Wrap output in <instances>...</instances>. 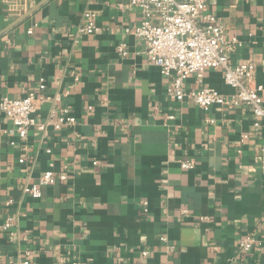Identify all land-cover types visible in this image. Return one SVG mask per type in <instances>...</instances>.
I'll list each match as a JSON object with an SVG mask.
<instances>
[{
  "label": "crops",
  "instance_id": "0c3cea01",
  "mask_svg": "<svg viewBox=\"0 0 264 264\" xmlns=\"http://www.w3.org/2000/svg\"><path fill=\"white\" fill-rule=\"evenodd\" d=\"M206 1L230 63L254 60L264 88V0ZM88 9L96 30L82 34ZM142 18L128 0H0V100L25 97L43 78L49 99L39 118L68 108L75 119L21 140L0 113V264L17 262L24 248L30 264H264V127L244 105L205 111L170 100L171 78L126 31ZM184 87L235 92L212 68ZM49 169L68 179L40 199L24 191ZM8 217L19 236L2 228ZM250 233L259 242L242 252Z\"/></svg>",
  "mask_w": 264,
  "mask_h": 264
},
{
  "label": "built area",
  "instance_id": "2783aa9c",
  "mask_svg": "<svg viewBox=\"0 0 264 264\" xmlns=\"http://www.w3.org/2000/svg\"><path fill=\"white\" fill-rule=\"evenodd\" d=\"M128 2L140 9L143 18L138 26L126 28V31L144 41L148 59L159 66L164 76L171 78L167 87L170 100L180 102L193 100L205 111L215 104L230 108L244 105L252 110L255 116L254 125L264 127L262 95L264 88L255 82L257 64L254 60H246L237 65L230 63L224 45L223 27L218 23L214 13L209 11L206 0H128ZM84 19L85 22L79 28V33H94L95 11L86 10ZM29 32L32 33L33 30L30 29ZM238 42V38L233 36L228 46L233 48ZM125 47L126 43L118 47L122 55L127 54ZM208 68L222 70L224 82L234 88L235 92L228 95L211 87L197 90H187L184 87L185 80L193 75L202 81ZM45 89V80L41 78L38 89L29 91L25 97L1 98L0 113L12 123L10 130L12 135L25 140L32 129L45 135L50 126L60 130L63 126L74 123L75 119L69 114L68 108L60 109L59 114L52 110L46 120L39 118L38 105L49 99L44 94ZM57 98L59 96H56ZM247 140L248 134H243L241 143L244 144ZM15 143V140L11 141V144ZM19 162L24 163L25 159L20 158ZM180 164L185 169L195 167L194 160L182 159ZM262 168L264 170V149ZM66 179H68L66 172L57 173L49 169L39 177L37 184L25 186L24 191L33 198L40 199L45 187ZM183 212L186 213L187 210ZM2 228L11 235L16 233L20 235L13 217L6 218ZM21 237L28 240V235ZM258 242L255 234L250 233L239 241V249L242 252H251ZM31 259L32 250L24 248L20 252L18 261L13 264H30ZM71 264L82 263L74 260Z\"/></svg>",
  "mask_w": 264,
  "mask_h": 264
},
{
  "label": "water",
  "instance_id": "95a60500",
  "mask_svg": "<svg viewBox=\"0 0 264 264\" xmlns=\"http://www.w3.org/2000/svg\"><path fill=\"white\" fill-rule=\"evenodd\" d=\"M46 2V1H43ZM39 4L38 6L34 7L32 10H30L27 14H25L20 21H22L23 19H25L26 17H28L30 14H32L35 10H37L41 5H43L44 3Z\"/></svg>",
  "mask_w": 264,
  "mask_h": 264
}]
</instances>
